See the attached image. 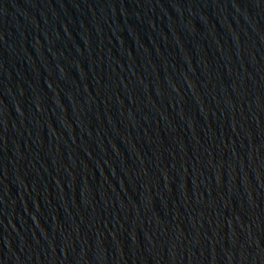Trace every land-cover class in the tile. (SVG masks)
Listing matches in <instances>:
<instances>
[{
  "label": "water",
  "instance_id": "water-1",
  "mask_svg": "<svg viewBox=\"0 0 264 264\" xmlns=\"http://www.w3.org/2000/svg\"><path fill=\"white\" fill-rule=\"evenodd\" d=\"M0 264H264V0H0Z\"/></svg>",
  "mask_w": 264,
  "mask_h": 264
}]
</instances>
